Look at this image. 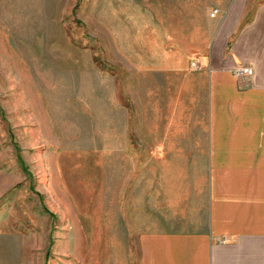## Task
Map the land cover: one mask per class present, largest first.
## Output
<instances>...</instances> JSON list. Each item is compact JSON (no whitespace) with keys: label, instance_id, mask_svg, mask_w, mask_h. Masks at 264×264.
<instances>
[{"label":"rangeland","instance_id":"374dc122","mask_svg":"<svg viewBox=\"0 0 264 264\" xmlns=\"http://www.w3.org/2000/svg\"><path fill=\"white\" fill-rule=\"evenodd\" d=\"M129 6L0 0V264H107L110 210L142 176L163 179L165 230L202 224L182 219L205 208V169L170 149L194 142L204 105L132 38Z\"/></svg>","mask_w":264,"mask_h":264},{"label":"crops","instance_id":"0c3cea01","mask_svg":"<svg viewBox=\"0 0 264 264\" xmlns=\"http://www.w3.org/2000/svg\"><path fill=\"white\" fill-rule=\"evenodd\" d=\"M124 1L132 10V38L149 41L159 62L167 57L183 78L177 87L193 89L197 95L190 97L204 105L194 142L174 143L170 151L196 153L187 161L205 169L207 189L204 210L186 209L182 219L190 224L199 215L202 224L177 231L164 229L162 177L152 189L143 176L129 185L124 213L110 210L107 264H264V126L258 123L264 118V0ZM242 66L252 67L251 78L233 75ZM171 193L180 191L174 186Z\"/></svg>","mask_w":264,"mask_h":264},{"label":"built area","instance_id":"2783aa9c","mask_svg":"<svg viewBox=\"0 0 264 264\" xmlns=\"http://www.w3.org/2000/svg\"><path fill=\"white\" fill-rule=\"evenodd\" d=\"M217 11L213 10L212 13L210 14V17H214L216 15ZM192 67H196V63H192ZM253 69L252 67H246V66H242V67H236L233 70V75L237 78V79H244V78H251L253 76Z\"/></svg>","mask_w":264,"mask_h":264}]
</instances>
